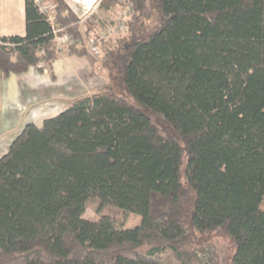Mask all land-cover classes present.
Returning <instances> with one entry per match:
<instances>
[{
    "label": "trees",
    "instance_id": "trees-1",
    "mask_svg": "<svg viewBox=\"0 0 264 264\" xmlns=\"http://www.w3.org/2000/svg\"><path fill=\"white\" fill-rule=\"evenodd\" d=\"M51 2L53 24L24 0V36L0 37L1 78L50 69L64 35L67 56L86 57L92 19L82 41ZM99 6L131 12L102 51L105 85L26 124L0 157V264H217L189 237L213 232L230 264H264V0ZM90 199L139 225L84 219Z\"/></svg>",
    "mask_w": 264,
    "mask_h": 264
},
{
    "label": "rangeland",
    "instance_id": "rangeland-1",
    "mask_svg": "<svg viewBox=\"0 0 264 264\" xmlns=\"http://www.w3.org/2000/svg\"><path fill=\"white\" fill-rule=\"evenodd\" d=\"M35 1V0H34ZM67 5L72 9L73 13L80 18L81 22L79 24V30L83 39H86V23L92 19V25L95 30V34L91 37H97L101 34L104 36L103 41L99 45V53L92 54L89 53L88 40H86V57L88 58V64L83 71H75V79L71 82L65 84V81L59 85L58 93L64 95L62 99L58 100L56 104V110L58 114L69 106V99L80 97L82 94H91L94 91L100 90L106 83L105 72H101V55L102 51L108 50L116 45L117 38L119 36L113 35L109 32L112 28V24L119 18V11L115 9H105L102 8L97 0H64ZM39 7L41 11L48 16V20L53 24V12L54 6L51 0H39ZM63 37L68 38L65 42L58 40L57 37L54 40V51L55 57H64L67 54V46L70 44V37L64 35ZM85 41V40H84ZM76 57V56H75ZM43 67L48 68L46 64ZM76 83L80 85H75ZM72 85V90L70 86ZM69 89V92H68ZM72 91V92H71ZM60 98V97H59ZM48 108V107H47ZM155 119V118H154ZM157 123V120H155ZM106 216L110 219L111 224L114 229L128 230L133 229L140 223V218L129 214L127 212L120 211L114 207H100L97 199H90L86 203L85 212L83 218L86 220L96 221L99 218ZM190 242L194 249H204L206 254L204 258H209L211 256L214 262L217 264H230L232 249L229 242L219 233H209V234H197L190 233Z\"/></svg>",
    "mask_w": 264,
    "mask_h": 264
},
{
    "label": "crops",
    "instance_id": "crops-1",
    "mask_svg": "<svg viewBox=\"0 0 264 264\" xmlns=\"http://www.w3.org/2000/svg\"><path fill=\"white\" fill-rule=\"evenodd\" d=\"M24 34V0H0V37H23ZM88 61L87 57L66 55L57 57L50 69L44 68L42 73L31 68L21 75L0 77V157L26 124L40 127L43 120L58 114L55 107L64 96L58 93L59 85L73 81L74 72L83 71ZM84 95L87 94L81 96ZM74 99H69V104Z\"/></svg>",
    "mask_w": 264,
    "mask_h": 264
},
{
    "label": "built area",
    "instance_id": "built-area-1",
    "mask_svg": "<svg viewBox=\"0 0 264 264\" xmlns=\"http://www.w3.org/2000/svg\"><path fill=\"white\" fill-rule=\"evenodd\" d=\"M36 5L39 4V0H35L34 1ZM39 6V5H38ZM40 9V7H39ZM41 11V9H40ZM42 12V11H41ZM131 16V12L129 11V9H123L119 12V19L117 21V24H115V26H113L114 28H112L111 30H109L108 33L113 34V35H119L121 32L124 31V21L127 17H130ZM104 36L101 34L100 36H97V37H93V38H88V49H89V53H92L93 55L94 54H98L99 53V44L101 43V41L105 40L103 39ZM56 39V38H55ZM58 40L60 41H64L65 42L67 40H69L68 38L66 37H62V38H58Z\"/></svg>",
    "mask_w": 264,
    "mask_h": 264
}]
</instances>
